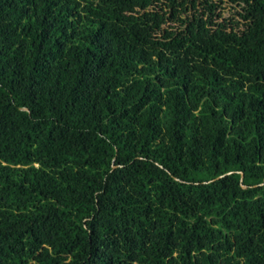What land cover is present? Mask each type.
<instances>
[{"label": "trees", "instance_id": "16d2710c", "mask_svg": "<svg viewBox=\"0 0 264 264\" xmlns=\"http://www.w3.org/2000/svg\"><path fill=\"white\" fill-rule=\"evenodd\" d=\"M0 264H264V0H0Z\"/></svg>", "mask_w": 264, "mask_h": 264}, {"label": "water", "instance_id": "95a60500", "mask_svg": "<svg viewBox=\"0 0 264 264\" xmlns=\"http://www.w3.org/2000/svg\"><path fill=\"white\" fill-rule=\"evenodd\" d=\"M241 180H242V174H241L240 182H241Z\"/></svg>", "mask_w": 264, "mask_h": 264}]
</instances>
